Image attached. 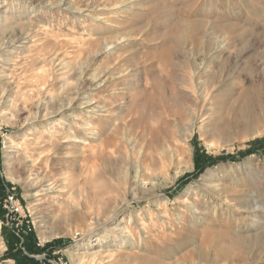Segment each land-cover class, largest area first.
<instances>
[{"label":"rangeland","instance_id":"374dc122","mask_svg":"<svg viewBox=\"0 0 264 264\" xmlns=\"http://www.w3.org/2000/svg\"><path fill=\"white\" fill-rule=\"evenodd\" d=\"M1 16L0 203L19 211L0 204V257L2 231L29 227L41 264L110 248L109 264H264V146L180 183L196 149L264 138V0H0ZM37 102L54 113L29 120Z\"/></svg>","mask_w":264,"mask_h":264},{"label":"trees","instance_id":"16d2710c","mask_svg":"<svg viewBox=\"0 0 264 264\" xmlns=\"http://www.w3.org/2000/svg\"><path fill=\"white\" fill-rule=\"evenodd\" d=\"M264 146V138L262 140L255 141L254 148L248 149L243 152H239L237 155H222L218 157L207 156L205 153H200V150L196 149L193 155L194 171L191 174L186 175L181 178L180 183H185L190 176L196 178L200 175L207 167L213 166L218 162H236L243 157L252 154L257 149ZM4 192L2 187H0V197L2 198ZM1 204V203H0ZM3 218V213L0 208V219ZM6 244L7 250L0 257L2 260H12L14 264H41L39 260L31 257L41 251L47 249V246L40 248L37 242V237L29 229V227H24V233H20V237H16L11 231H2ZM61 245V241L57 240L53 243V246ZM51 246V245H48ZM53 248V247H52Z\"/></svg>","mask_w":264,"mask_h":264},{"label":"bare ground","instance_id":"6f19581e","mask_svg":"<svg viewBox=\"0 0 264 264\" xmlns=\"http://www.w3.org/2000/svg\"><path fill=\"white\" fill-rule=\"evenodd\" d=\"M5 22H6V18L5 17H0V24H5ZM4 38V39H3ZM10 40V39H9ZM13 40V39H12ZM7 43H8V40L6 41V39H5V37L4 36H2V39H0V49H2V48H4L6 45H7ZM21 43H23V42H21ZM23 46H25V45H23ZM13 48H16V47H13ZM32 58V57H31ZM33 59V58H32ZM36 59V58H35ZM25 60V59H24ZM0 61H1V59H0ZM3 62V61H2ZM33 62H34V60H33ZM53 62V61H52ZM10 63V62H9ZM5 64V63H4ZM51 65V64H50ZM4 66V65H3ZM53 67V66H52ZM51 67V68H52ZM199 69V68H198ZM52 71V70H51ZM1 73V72H0ZM53 73V72H52ZM48 74H50V73H48ZM53 77V76H52ZM4 79V78H3ZM7 79V78H6ZM5 80V79H4ZM20 80V79H19ZM49 80H51V78L49 79ZM6 81V80H5ZM18 81V80H17ZM10 82V81H9ZM12 82V81H11ZM36 84V83H35ZM37 85V84H36ZM32 86H34V85H32ZM5 92H7V91H11L12 90V87H11V83L9 84V83H5ZM14 87V86H13ZM36 87V86H35ZM34 87V88H35ZM25 88V87H24ZM42 88V87H41ZM36 89V88H35ZM17 90H18V87H17ZM42 91H43V89H41ZM26 91V90H25ZM32 92H34V91H32ZM37 92H39V91H37ZM45 92V91H44ZM7 94V93H6ZM205 94V93H204ZM32 95V94H31ZM29 99H30V97H29ZM41 99V98H40ZM54 98L53 97H51L50 98V100L52 101ZM76 100V99H75ZM30 103V102H29ZM55 105L54 104H52V103H50V105L49 106H47L46 104H44V103H39V102H37V104H36V111H35V113H34V115H32L31 117H30V119L29 120H32V121H34V120H36V119H38V118H46L47 116H50V115H52L53 113H54V111L53 110H51V108H53ZM70 107V106H69ZM23 109V108H22ZM56 113V112H55ZM64 122V121H63ZM28 123V122H27ZM60 124V123H59ZM85 125V124H84ZM47 129V133H49V134H52V135H54V133H53V131H52V129L51 128H46ZM45 132V131H44ZM66 133V132H65ZM56 136V135H55ZM57 137V136H56ZM65 139V138H64ZM96 150V149H95ZM82 153V152H81ZM81 155V154H80ZM83 155V154H82ZM40 156H41V154H40ZM26 159V158H25ZM35 159H37L38 160V157L37 158H35ZM31 162V161H30ZM38 162V161H37ZM155 180V179H154ZM44 181V180H43ZM39 182V181H38ZM47 182V181H46ZM150 182H152L151 181V179H150V177L149 176H143V175H136L135 176V179H134V189H137V190H140V191H142V192H145V191H147V187H148V185L150 184ZM41 183V182H40ZM39 185V184H38ZM41 185V184H40ZM44 186V185H43ZM46 187V191H48V192H52V191H56V187L52 184H50V185H47V186H44V188ZM185 205V204H184ZM186 206V205H185ZM195 206V205H194ZM194 206L192 207L194 210H196L195 208H194ZM253 208V207H252ZM117 209V208H116ZM252 210H254V209H252ZM256 210V209H255ZM197 211V210H196ZM114 212H115V210H113L111 213H110V217L114 214ZM256 212V211H255ZM68 214V213H67ZM66 214V215H67ZM258 214V213H257ZM67 217V216H66ZM68 217H69V219H71V220H78L77 219V217L76 216H70V214L68 215ZM108 217V216H107ZM254 217V216H253ZM65 218V217H64ZM164 219V218H163ZM96 221H98L97 219H96ZM95 221V222H96ZM139 221V220H138ZM166 221V220H165ZM89 226H90V224H89ZM121 225L120 224H118V225H116V227L114 228V232H115V234H117L118 236H120L122 239H124V243L125 244H128L129 246L131 245V243L130 242H128V240L126 239V237L128 238V237H130V235H129V232H127L126 230H124L123 228H121L120 227ZM142 229V228H141ZM144 231V230H143ZM93 231H88V233H87V236H91ZM139 236V235H138ZM257 236H251V237H248L247 239H244V241H245V243L247 244L249 241H251V239H254V238H256ZM244 243V242H243ZM90 244V242H88V243H86V247L88 246ZM241 244V243H240ZM110 245V244H109ZM230 245V244H229ZM233 245V244H232ZM114 246H115V244H114ZM103 248V247H102ZM229 247H228V245L227 246H225L224 247V249H228ZM231 248V247H230ZM198 250H200V249H198ZM86 251H87V249H86ZM197 251V250H196ZM121 250H119V249H117L116 248V250L115 249H109L108 251H95L94 253H92V254H87L86 252H84V253H82V254H80V253H78V254H75V255H72V257L74 258V260L76 261L75 263H73V264H84L85 262H83V260L82 259H86V258H91L92 259V261L93 262H96V263H93V264H109V262H110V258H119L118 256H121ZM209 254V251L207 252V255ZM130 257H132V256H130ZM138 257V256H137ZM136 257V258H137ZM140 257V256H139ZM107 258V260H105ZM127 258V257H126ZM132 258H134V257H132ZM90 259V260H91ZM113 259V260H114ZM73 260V261H74ZM197 260V259H196ZM105 261V262H104ZM112 262V261H111ZM110 262V263H111ZM197 262V261H196ZM199 263V262H198ZM199 264H201V263H199Z\"/></svg>","mask_w":264,"mask_h":264},{"label":"built area","instance_id":"2783aa9c","mask_svg":"<svg viewBox=\"0 0 264 264\" xmlns=\"http://www.w3.org/2000/svg\"><path fill=\"white\" fill-rule=\"evenodd\" d=\"M1 203H2L3 208L4 209L7 208V210H8L6 213L7 214L6 216H9L10 213L12 214V212H14L15 214L18 213L19 207H18L17 203L13 202L10 197L4 198ZM8 208H10V209H8ZM8 212H10V213H8Z\"/></svg>","mask_w":264,"mask_h":264}]
</instances>
